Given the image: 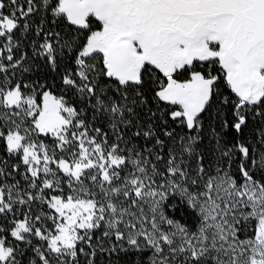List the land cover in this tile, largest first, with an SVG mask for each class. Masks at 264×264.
Returning a JSON list of instances; mask_svg holds the SVG:
<instances>
[{
  "label": "snow or ice",
  "instance_id": "1",
  "mask_svg": "<svg viewBox=\"0 0 264 264\" xmlns=\"http://www.w3.org/2000/svg\"><path fill=\"white\" fill-rule=\"evenodd\" d=\"M0 264H264V0H0Z\"/></svg>",
  "mask_w": 264,
  "mask_h": 264
}]
</instances>
